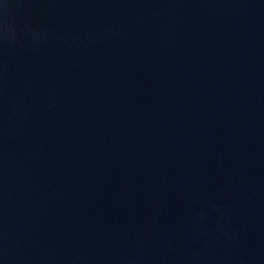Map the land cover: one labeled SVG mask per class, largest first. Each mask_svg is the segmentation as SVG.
<instances>
[{
  "label": "water",
  "instance_id": "water-1",
  "mask_svg": "<svg viewBox=\"0 0 264 264\" xmlns=\"http://www.w3.org/2000/svg\"><path fill=\"white\" fill-rule=\"evenodd\" d=\"M0 264H264V0H0Z\"/></svg>",
  "mask_w": 264,
  "mask_h": 264
}]
</instances>
